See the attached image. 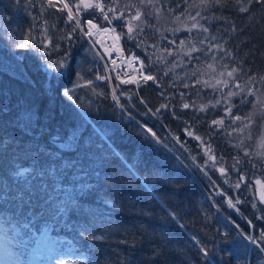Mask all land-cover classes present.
<instances>
[{
    "label": "trees",
    "instance_id": "1",
    "mask_svg": "<svg viewBox=\"0 0 264 264\" xmlns=\"http://www.w3.org/2000/svg\"><path fill=\"white\" fill-rule=\"evenodd\" d=\"M96 1L117 25L125 5L145 13L120 37L153 79L112 92L58 0H0V264H264V159L243 128L257 101L223 88H264V4ZM44 231L34 254L25 233Z\"/></svg>",
    "mask_w": 264,
    "mask_h": 264
},
{
    "label": "snow or ice",
    "instance_id": "2",
    "mask_svg": "<svg viewBox=\"0 0 264 264\" xmlns=\"http://www.w3.org/2000/svg\"><path fill=\"white\" fill-rule=\"evenodd\" d=\"M253 2V0H246V3L248 6H245V0H237V3H239L241 6L239 7V11L241 12H247L249 11V6L251 5V3ZM256 2L264 4V0H256ZM113 3H115V0H113ZM140 4L144 5L145 7H151V8H155L156 13H158L160 11L159 8L156 7V0H140ZM201 4L202 5H209V4H214V5H219L221 4V0H201ZM48 6L49 7H57V4L55 3V0H48ZM125 7H132L135 8V14L131 15L128 20H127V26H128V33H132L133 31H135L137 28H139V24L137 25H133V21H141L142 16H145V13L141 10V8L137 5H125ZM75 8H76V12L77 14L81 11V8L87 10V9H98L101 14L104 16V19L107 20L109 22V24L112 22L111 19L109 18L108 13L112 12L115 13L116 8L109 5L107 8V11H105V6L103 5V3L100 2H91V0H80V3L75 4ZM65 9H67V17L69 21H75V26L76 27H80V20L76 17H74L73 12H72V8L69 7V5L67 3L63 4V7H61L59 10L60 11H64ZM151 14V13H149ZM197 16H199V12H197L196 14ZM116 19H123L125 18V13L124 12H120L117 16H115ZM177 19H179V17H177ZM192 20L195 21L196 17L193 16L191 17ZM144 23H147V20L144 21ZM87 25L89 27V30L87 32H85V35L91 36L93 35V32L91 31V29L93 28H97V25L92 24L91 20L87 21ZM196 27H200L202 31L207 32L208 29L205 28L203 25H199L198 22L197 23H193L192 24V28H196ZM75 30V29H74ZM83 30V29H81ZM191 29H189L190 31ZM103 32H108L109 29L107 27H105L103 30ZM111 31H115V29H112ZM118 39V37H117ZM214 39V38H213ZM21 47H26L27 45L22 44L20 45ZM155 47V46H154ZM199 49H197L194 45L191 48V52L194 51H198ZM191 52L186 53L187 55H190ZM171 54V53H170ZM113 63H115V61H113ZM209 68H212V65H208ZM238 71V69H233L232 72H228V76H233V73ZM195 75V73H193ZM145 80H149V79H153L151 76H145L144 77ZM207 83V82H205ZM219 83V82H218ZM185 87H188V85H184ZM237 88L240 87L239 84L236 85ZM69 93H65V95H68ZM249 95H255L254 92H252L251 90L248 93ZM257 100H259V98L257 97ZM184 108H188L189 105L188 104H184L183 105ZM201 110H204L203 107L201 108ZM235 120H240L241 117L236 116L234 117ZM214 124H223V121H213ZM247 127V125H246ZM151 131V130H149ZM242 131V129H241ZM191 134V133H190ZM153 135H155L153 133ZM197 139H199V137H197ZM261 147H264V144L261 145ZM247 155V153H245ZM24 169H21L17 172V175H23L24 174ZM237 187H239V185L237 184ZM230 206L235 207V205H231V201H229ZM25 235H28L29 237V241H31L32 243L35 244V248L33 249V253L35 254L36 252H39L41 249V246H43L45 244V240L48 236L47 231H44L42 233L41 236H34V235H30L29 233H25ZM247 239L249 241H252V243H257V241L252 237V236H248ZM261 240H264V233L261 234ZM28 241H22V243H27ZM261 251H264V248H261ZM23 254V253H21Z\"/></svg>",
    "mask_w": 264,
    "mask_h": 264
},
{
    "label": "rangeland",
    "instance_id": "3",
    "mask_svg": "<svg viewBox=\"0 0 264 264\" xmlns=\"http://www.w3.org/2000/svg\"><path fill=\"white\" fill-rule=\"evenodd\" d=\"M56 1V0H55ZM61 4V6H63V3L61 0H58ZM91 2L95 3L97 2L96 0H91ZM123 12L125 13V17L127 19H125L126 21L128 20V18L130 17L125 10H123ZM121 22L122 19H120ZM139 24L138 21H133V25H137ZM139 28H137L135 31L133 32H138L140 33L141 30V24H139ZM123 29H127V24H125L122 27V31ZM121 31V32H122ZM119 35V34H118ZM157 49V47H154V51ZM170 51L165 50L163 51L162 54H160L161 56H168V53ZM10 70L15 72V69H13L12 67H10ZM243 84H240V87H233V85H231L230 83H227V86L229 88V92L231 94H236L235 96L237 97H241L243 94H248V92L251 90L252 92L255 93L254 97L256 102V107H257V112L253 113V115L251 117H249L244 125V130H245V134L248 137V139H250L253 142V147H249L250 153L254 156V161H259V159H264V147H261L262 144H264V88H255V84L252 83L250 87H243ZM257 97L259 98V100H257ZM247 125V127H246ZM237 144L240 145L239 140H237ZM252 144V143H251ZM250 144V145H251ZM247 151L245 150V152L247 153ZM241 179L243 182H245L246 180V173H241ZM257 183L260 185L261 189L260 190V198L262 200H264V180L262 178L260 179H256Z\"/></svg>",
    "mask_w": 264,
    "mask_h": 264
},
{
    "label": "built area",
    "instance_id": "4",
    "mask_svg": "<svg viewBox=\"0 0 264 264\" xmlns=\"http://www.w3.org/2000/svg\"><path fill=\"white\" fill-rule=\"evenodd\" d=\"M102 28H93L91 31L93 35L87 37H96V40L101 44L105 41L104 51L107 54L106 57L98 51L99 60L105 65L107 74L111 76V72L115 78L123 83H136L137 81L145 77L143 69L142 59L137 55H127L119 46L116 39L113 36L114 27H107L109 29V35L106 36L103 33ZM115 61V63H113ZM105 75L102 76L104 78Z\"/></svg>",
    "mask_w": 264,
    "mask_h": 264
},
{
    "label": "flooded vegetation",
    "instance_id": "5",
    "mask_svg": "<svg viewBox=\"0 0 264 264\" xmlns=\"http://www.w3.org/2000/svg\"><path fill=\"white\" fill-rule=\"evenodd\" d=\"M120 12H123V10H119V11L117 12V15H118ZM125 19H127V18H126V17H125V18H123V19H122V21H125V22H126V24H127V21H126ZM127 27H128V26H127Z\"/></svg>",
    "mask_w": 264,
    "mask_h": 264
},
{
    "label": "bare ground",
    "instance_id": "6",
    "mask_svg": "<svg viewBox=\"0 0 264 264\" xmlns=\"http://www.w3.org/2000/svg\"><path fill=\"white\" fill-rule=\"evenodd\" d=\"M103 34L106 35V36H108L109 35V32H104Z\"/></svg>",
    "mask_w": 264,
    "mask_h": 264
},
{
    "label": "water",
    "instance_id": "7",
    "mask_svg": "<svg viewBox=\"0 0 264 264\" xmlns=\"http://www.w3.org/2000/svg\"><path fill=\"white\" fill-rule=\"evenodd\" d=\"M65 3H67L65 0H63ZM226 85H223V88L225 87Z\"/></svg>",
    "mask_w": 264,
    "mask_h": 264
}]
</instances>
